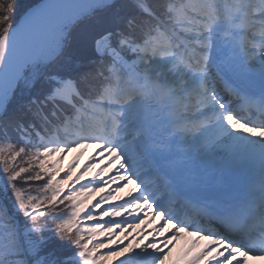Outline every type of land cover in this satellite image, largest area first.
Listing matches in <instances>:
<instances>
[{
    "label": "snow or ice",
    "instance_id": "obj_1",
    "mask_svg": "<svg viewBox=\"0 0 264 264\" xmlns=\"http://www.w3.org/2000/svg\"><path fill=\"white\" fill-rule=\"evenodd\" d=\"M0 264H264V0H0Z\"/></svg>",
    "mask_w": 264,
    "mask_h": 264
},
{
    "label": "rangeland",
    "instance_id": "obj_2",
    "mask_svg": "<svg viewBox=\"0 0 264 264\" xmlns=\"http://www.w3.org/2000/svg\"><path fill=\"white\" fill-rule=\"evenodd\" d=\"M76 154L77 153H70L69 155H68V157H66V159H65V161H64V164L65 165H67L69 162H71L72 160H73V158L76 156ZM85 155H87V157L89 158L91 155H92V152H89V153H87V154H85ZM67 160V161H66ZM90 161H88L87 163H89ZM86 163V164H87ZM97 167H99V165H97Z\"/></svg>",
    "mask_w": 264,
    "mask_h": 264
},
{
    "label": "bare ground",
    "instance_id": "obj_3",
    "mask_svg": "<svg viewBox=\"0 0 264 264\" xmlns=\"http://www.w3.org/2000/svg\"><path fill=\"white\" fill-rule=\"evenodd\" d=\"M88 161H89V158L87 157V155H85L80 161L81 167L84 166ZM80 170H81L80 168H77V172H79ZM105 219H107V218H105Z\"/></svg>",
    "mask_w": 264,
    "mask_h": 264
}]
</instances>
